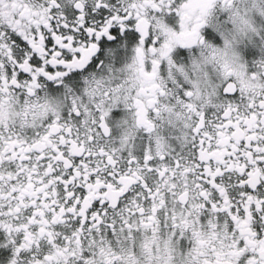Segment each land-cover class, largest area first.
Listing matches in <instances>:
<instances>
[{
    "label": "snow or ice",
    "instance_id": "6c2138e0",
    "mask_svg": "<svg viewBox=\"0 0 264 264\" xmlns=\"http://www.w3.org/2000/svg\"><path fill=\"white\" fill-rule=\"evenodd\" d=\"M0 264H264V0H0Z\"/></svg>",
    "mask_w": 264,
    "mask_h": 264
}]
</instances>
